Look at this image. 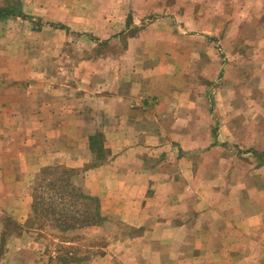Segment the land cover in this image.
<instances>
[{
	"label": "crops",
	"instance_id": "0c3cea01",
	"mask_svg": "<svg viewBox=\"0 0 264 264\" xmlns=\"http://www.w3.org/2000/svg\"><path fill=\"white\" fill-rule=\"evenodd\" d=\"M144 5L145 24L120 57L83 62L70 76L54 59L58 30L40 31L38 60L16 58L12 33L0 31V150L30 153L38 168H79L96 159L99 139L83 191L142 230L132 240L138 264L189 261L172 251L188 242L214 244L201 255L210 261L227 245L233 261H264L237 248L245 235L264 237V138L255 135L264 126V0H167L160 17L157 2ZM240 148L250 150L244 168L239 158L226 164L221 150Z\"/></svg>",
	"mask_w": 264,
	"mask_h": 264
},
{
	"label": "rangeland",
	"instance_id": "374dc122",
	"mask_svg": "<svg viewBox=\"0 0 264 264\" xmlns=\"http://www.w3.org/2000/svg\"><path fill=\"white\" fill-rule=\"evenodd\" d=\"M148 1L19 0L20 13L10 18L12 21L1 24L0 31L9 30L12 33L10 37L12 54L16 58L24 60L33 56L38 60L42 46L40 31L44 28L51 32L58 30L60 35L56 36L51 46L57 45L59 53H56L54 59L62 63L64 70L68 71L63 73L65 76L70 72L75 73L76 69H81L83 62L120 57L128 44L127 36L136 31L138 22L140 25L145 24L144 21H138V18L140 12L145 11L144 3ZM153 1L158 4L155 16H164L167 0ZM172 1L174 0H169ZM225 29L227 23H222L220 30ZM110 31L115 34L111 35ZM52 51L54 52V49ZM42 56L41 53L40 57ZM255 109L257 111L256 106ZM258 120L261 121V117L255 118V121ZM260 127L263 131L255 133L256 140L264 138V126ZM240 135L245 137V134ZM100 145L102 146V142ZM5 149L0 150V264H138V249L136 250L132 240L142 233V230L129 228L119 217L102 211V203L98 197L95 198L98 199L101 221L97 226L72 229L51 217L48 212L50 210L43 204L46 199L48 203L50 198L44 194L46 191L44 183L42 190L37 188L35 191V194L43 195L44 200L38 199L41 205L37 211L33 210L32 194L34 187H37L33 184L39 182L38 176L43 168L54 167L70 171L68 175L72 174L73 184L83 189L84 174L89 168L100 163L97 159L100 152L97 151L96 159L84 167L53 164L38 168L36 164L29 162V159H35L34 155L27 152L21 154L16 150L7 158ZM249 151L240 148L221 150V153L224 152L222 154L228 160H224L226 164L231 161L230 158L233 161L239 158V166L244 168L246 160L242 159V156L244 158ZM231 152L234 157L229 156ZM93 214L94 212L90 216ZM207 232L209 236L214 235L213 230ZM255 233L258 234L255 243H247L246 235L243 236L245 238H241L243 244L237 248H240L242 254L246 255L250 251L248 253L253 252L256 256L264 255V237H260L261 230ZM234 247L235 245L224 246L222 255H219L220 259L213 261L201 258V255L212 253L214 244L206 245L202 250L197 249L198 244L188 242L175 246L172 251L194 256L189 261L177 259L175 264H264L263 260L257 259L258 257L250 261L231 260L230 253ZM167 248L168 246L150 245L147 246V251L155 254L164 253ZM241 251L238 250L236 253L241 254ZM106 253L114 256L109 263L100 261V257Z\"/></svg>",
	"mask_w": 264,
	"mask_h": 264
},
{
	"label": "trees",
	"instance_id": "16d2710c",
	"mask_svg": "<svg viewBox=\"0 0 264 264\" xmlns=\"http://www.w3.org/2000/svg\"><path fill=\"white\" fill-rule=\"evenodd\" d=\"M19 13V0H0V21L14 18ZM91 149L101 152L102 146L99 139L91 140ZM55 171H59V173ZM68 173L70 171L58 170L54 167H46L40 171L37 180L39 182L33 184V186H37L34 187V194H32L34 212L41 205L38 199L44 200V196L35 194V191L37 188L42 190L44 183L46 190L44 194L49 195L50 198L48 203L46 199L43 204L50 210L48 212H50L51 217L67 224L66 227L72 229L97 226L101 221L98 199L84 193L83 189L73 184L72 174L68 175ZM93 212L94 214L90 216Z\"/></svg>",
	"mask_w": 264,
	"mask_h": 264
}]
</instances>
